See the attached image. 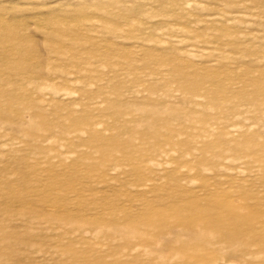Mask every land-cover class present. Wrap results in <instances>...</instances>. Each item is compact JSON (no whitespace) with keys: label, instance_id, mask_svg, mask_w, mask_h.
<instances>
[{"label":"rangeland","instance_id":"374dc122","mask_svg":"<svg viewBox=\"0 0 264 264\" xmlns=\"http://www.w3.org/2000/svg\"><path fill=\"white\" fill-rule=\"evenodd\" d=\"M0 264H264V0H0Z\"/></svg>","mask_w":264,"mask_h":264}]
</instances>
